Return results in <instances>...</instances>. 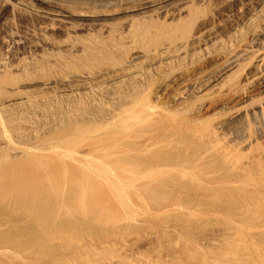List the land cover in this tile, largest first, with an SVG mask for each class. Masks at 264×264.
Listing matches in <instances>:
<instances>
[{"label": "rangeland", "instance_id": "rangeland-1", "mask_svg": "<svg viewBox=\"0 0 264 264\" xmlns=\"http://www.w3.org/2000/svg\"><path fill=\"white\" fill-rule=\"evenodd\" d=\"M62 1L0 0V264H264V0Z\"/></svg>", "mask_w": 264, "mask_h": 264}, {"label": "bare ground", "instance_id": "bare-ground-1", "mask_svg": "<svg viewBox=\"0 0 264 264\" xmlns=\"http://www.w3.org/2000/svg\"><path fill=\"white\" fill-rule=\"evenodd\" d=\"M19 1V5H21V6H24V7H27V8H30V9H32L33 11H40V12H42V13H45V14H47V15H55V16H60V17H65V16H67V15H69V13L67 12V11H65V10H63L62 9V4H63V1L62 0H36L37 1V3H38V7H36L35 8V6L34 5H32L31 4V2L32 1H35V0H18ZM117 1V3L118 2H122V4L124 3V4H126V5H131V4H133V5H136V7H141L142 9L143 8H149V7H151L152 8V6L154 7V6H156V5H158V4H160V3H162V1H164V2H166V1H169V0H126L125 2H123V0H116ZM66 5V4H65ZM18 6V5H17ZM21 9V8H20ZM179 9V8H178ZM22 10V9H21ZM180 10H183V9H180ZM250 12V11H249ZM81 13H83V11L81 12ZM81 13H79V14H81ZM86 13V12H85ZM87 13H89V12H87ZM251 14V13H250ZM90 15V14H89ZM85 16V15H79V16H83V17H91V15L90 16ZM69 16H71V15H69ZM248 16V15H247ZM188 18H190V17H188ZM244 18H245V20L243 19V21L241 20V19H238V20H240V22H245L246 20H248L247 18L248 17H246V15L244 16ZM250 20V19H249ZM57 21H59V20H57ZM35 22V21H34ZM191 22V21H190ZM189 22V23H190ZM188 23V24H189ZM231 29V28H230ZM210 30V29H209ZM232 31H234V29L232 28L231 30H230V33L232 32ZM202 34V33H201ZM262 34V33H261ZM23 38H24V36H22ZM199 37V36H198ZM198 37H197V39H198ZM262 37V38H261ZM260 38H258L260 41H262V40H264V33L262 34V36H261ZM188 38V37H187ZM187 40V39H186ZM186 40H184V41H186ZM213 41L215 40V39H212ZM212 40H210V42H212ZM257 40V39H256ZM20 41V40H19ZM255 41V40H254ZM188 41H186V43H187ZM206 42V41H205ZM12 43H14L15 44V46H16V42H12ZM19 43V42H18ZM252 43V42H251ZM258 43H260V42H258ZM208 44H210V43H206V45H208ZM254 44V43H253ZM252 44V45H253ZM256 44V43H255ZM18 45V44H17ZM203 45V44H202ZM205 45V46H206ZM259 45V44H258ZM11 47V46H10ZM207 47V46H206ZM253 47V46H252ZM252 47H248V48H251L252 49ZM218 48V47H217ZM217 48H215V49H217ZM248 48L246 49V50H242L241 52H238L236 55H232V57H230L229 59H227V61L226 62H224L225 64L223 65V63L221 64V67L219 68V70L214 74V76L212 75L211 76V78L213 79V81L214 82H219L220 81V83H226V82H229V81H231L232 79H231V75H229L228 73L229 72H231L235 67H237L238 65H240L239 64V62L240 61H242V59H244L247 55H248V53H249V50H248ZM211 48H209V50H210ZM250 49V50H251ZM254 49V48H253ZM252 49V50H253ZM206 50H208V47H207V49ZM212 50V49H211ZM255 50H257V49H255ZM200 51H202V49H200ZM261 51V50H260ZM204 52V51H203ZM202 52V53H203ZM253 53H255V55H257V54H259L258 53V50L256 51V52H253ZM14 54V53H13ZM196 54V53H195ZM232 53H229V54H227V56L228 55H231ZM247 54V55H246ZM205 55V54H204ZM246 55V56H245ZM254 55V56H255ZM245 56V57H244ZM204 57V56H203ZM244 57V58H243ZM250 57V56H249ZM254 58V57H253ZM253 58H251L250 60H252ZM258 59H260V61H257L258 63L257 64H255V65H253V68H252V70L251 71H249V73H248V78H246V84H244L242 87H247V86H249L250 84L251 85H264V50H263V53L262 54H260V56H258ZM257 59V60H258ZM244 60H246V59H244ZM255 60V59H254ZM253 60V61H254ZM138 61V57H133L132 59H131V61L129 62V68L131 67V66H135V64L136 63H134V62H137ZM134 63V64H133ZM139 63V62H138ZM142 63V62H141ZM242 63V62H241ZM253 64V63H252ZM137 67V66H136ZM135 67V68H136ZM242 67V66H241ZM138 69H139V67H137ZM250 68V67H249ZM239 69H240V66H239ZM136 70V69H135ZM136 71H138V70H136ZM142 71H143V68H142ZM170 71V70H169ZM176 72V71H175ZM140 73V72H139ZM202 73V72H201ZM136 75H137V73H136ZM140 75V74H139ZM143 76V75H142ZM138 77V76H137ZM152 77V76H151ZM136 78V77H135ZM134 78V79H135ZM155 79V78H154ZM231 79V80H230ZM122 80V79H121ZM136 80V79H135ZM139 80H141V78L139 79ZM148 80V79H147ZM142 81V80H141ZM144 81V80H143ZM142 81V82H143ZM205 81V80H204ZM210 81V80H209ZM212 81V82H213ZM130 82V81H129ZM153 83H154V81H152ZM211 82V83H212ZM151 83V82H150ZM153 83H152V85H153ZM244 83V82H243ZM206 83H204V85H205ZM230 84V83H229ZM150 85V84H149ZM224 85V84H223ZM46 86V85H45ZM129 87V86H128ZM150 87V86H149ZM199 87V89L201 90L202 89V87L203 86H198ZM225 86H223V88H224ZM256 87V86H255ZM48 88V87H47ZM117 89V88H116ZM120 89V88H119ZM143 89H145L144 88V85H134L133 84V86H131L130 88H129V90L128 89H126V90H128L124 95H123V98H126L127 100L129 99V101L130 102H125V105L127 104L128 106H132V105H135V104H137V103H139L140 102V100L142 99L141 98V91H143L144 92V90ZM148 89V88H147ZM146 89V90H147ZM151 88H149L148 90H150ZM198 89V90H199ZM204 90V89H203ZM56 91V90H55ZM61 91V90H60ZM196 91V90H195ZM202 92V91H201ZM115 93H116V91H115ZM28 94V93H27ZM52 94V93H51ZM50 94V95H51ZM145 94H146V92H145ZM10 95V94H9ZM42 95V94H41ZM14 96V95H13ZM53 96V95H52ZM55 96V95H54ZM145 96V95H144ZM7 97H8V95H7ZM15 97V96H14ZM30 97V96H29ZM114 97V96H113ZM118 97H119V95H118ZM117 97V98H118ZM141 98V99H140ZM146 98V97H145ZM14 99V98H13ZM115 99V98H114ZM118 100H119V98H118ZM117 100V101H118ZM121 100V99H120ZM35 101V100H34ZM114 101V100H113ZM116 101V100H115ZM32 102V101H31ZM43 102V101H42ZM143 103V102H142ZM13 104H14V102H13ZM12 104V105H13ZM49 104V103H48ZM51 105H52V103H50ZM107 104V103H106ZM120 104V103H119ZM15 105V104H14ZM40 105V104H39ZM44 105V104H43ZM115 105V104H114ZM124 105V106H125ZM126 105V106H127ZM28 106H29V104H28ZM48 106V105H47ZM71 106V105H70ZM127 106V107H128ZM156 105L154 104L153 105V109H154V107H155ZM25 107V106H24ZM50 107V106H49ZM102 107V106H101ZM115 107V106H114ZM121 107V106H120ZM139 107V106H138ZM145 107H147V106H145ZM148 107H150V105L148 106ZM5 108V107H4ZM27 108V107H26ZM67 108V107H66ZM103 108V107H102ZM124 108V107H123ZM11 109H12V107H11ZM11 109H9V110H11ZM32 109H34L33 108V106H32ZM50 109V108H49ZM58 109V108H57ZM138 109V108H137ZM143 109H144V107H143ZM4 110V109H3ZM29 110V109H28ZM51 110V109H50ZM66 110V109H65ZM76 110V109H75ZM150 109H148L147 108V110H145V111H149ZM263 110V109H262ZM32 111V110H31ZM37 111V110H36ZM87 111V110H86ZM143 111V110H142ZM152 110H150L149 112H151ZM30 112V111H29ZM43 112V111H42ZM50 112V111H49ZM75 112V111H74ZM84 112V111H83ZM99 112V111H98ZM104 112V111H103ZM57 113V112H56ZM67 113V112H66ZM144 113V112H143ZM263 113H264V111H263ZM79 115V114H78ZM136 115V114H135ZM138 115V114H137ZM137 115H136V117H137ZM140 115V114H139ZM138 115V116H139ZM150 115V114H149ZM30 116V115H29ZM28 116V117H29ZM61 116V115H60ZM91 116V115H90ZM95 116V115H94ZM104 116H105V114H104ZM27 117V118H28ZM59 117V116H58ZM96 117H97V115H96ZM103 117V116H102ZM143 117V116H142ZM142 117H140V118H142ZM30 118H31V116H30ZM48 118V117H47ZM54 118V117H53ZM63 118V117H62ZM61 118V119H62ZM66 118V117H65ZM84 118V117H83ZM82 118V119H83ZM92 118H93V116H92ZM139 118V119H140ZM149 118H150V116H149ZM3 119V118H2ZM40 119V118H39ZM58 119V118H57ZM67 119V118H66ZM135 119V118H134ZM144 119V118H143ZM4 120V119H3ZM60 120V119H59ZM138 120V119H137ZM141 120V119H140ZM145 120V119H144ZM150 120V119H149ZM40 121V120H39ZM62 121H63V119H62ZM61 121V122H62ZM64 121H65V119H64ZM88 121V120H87ZM113 121V120H112ZM82 122V121H81ZM56 123V122H55ZM60 123V122H59ZM143 123V122H142ZM6 124V123H5ZM147 124V123H146ZM7 126V125H6ZM94 129V128H93ZM38 132V131H37ZM58 133V132H57ZM63 133V132H62ZM79 134V133H78ZM81 134V133H80ZM56 135V134H55ZM77 135V134H76ZM84 134H82V135H79L81 138H82V136H83ZM95 135V134H94ZM69 136V135H68ZM73 137H74V135H73ZM79 137V138H80ZM88 137H90V136H88ZM93 137V136H92ZM96 137V136H95ZM67 138H69V137H67ZM75 138V137H74ZM78 138V139H79ZM65 139H66V137H65ZM63 140V139H62ZM80 140V139H79ZM73 141V140H72ZM77 141V140H76ZM71 142V141H70ZM75 142V141H74ZM80 142V141H79ZM83 142V141H82ZM78 143V142H77ZM76 143V144H77ZM41 144V143H40ZM74 145V144H73ZM75 146V145H74ZM19 153V152H18ZM59 153H60V151H59ZM75 153V152H74ZM80 154H81V152H79ZM60 156H62V157H67V158H69V157H71L69 154H67V155H64V154H60ZM59 156V157H60ZM158 158V157H157ZM160 158V157H159ZM167 160V159H166ZM36 162H38V163H41L40 162V160H37ZM34 163V162H33ZM9 167V166H8ZM75 167V166H74ZM47 168V167H46ZM66 172V171H65ZM49 183L51 182V179L49 178ZM53 182H51V184H52ZM53 185V184H52ZM77 186V185H76ZM51 187V186H50ZM86 188H90V189H92L93 187L92 186H89V185H86L85 186ZM81 191V190H80ZM78 193V192H77ZM86 194H87V192L85 193V191H84V193L82 194V196L83 197H85L86 196ZM78 196H79V194H78ZM78 196L76 195L75 196V198L76 199H78ZM88 196V195H87ZM86 196V197H87ZM49 197L50 198H52V195L50 194L49 195ZM83 199V198H82ZM85 200V199H84ZM86 202V201H85ZM84 202V203H85Z\"/></svg>", "mask_w": 264, "mask_h": 264}]
</instances>
